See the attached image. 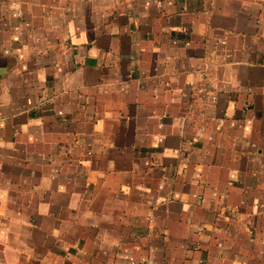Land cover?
Wrapping results in <instances>:
<instances>
[{
	"label": "crops",
	"instance_id": "obj_1",
	"mask_svg": "<svg viewBox=\"0 0 264 264\" xmlns=\"http://www.w3.org/2000/svg\"><path fill=\"white\" fill-rule=\"evenodd\" d=\"M264 264V0H0V264Z\"/></svg>",
	"mask_w": 264,
	"mask_h": 264
},
{
	"label": "built area",
	"instance_id": "obj_2",
	"mask_svg": "<svg viewBox=\"0 0 264 264\" xmlns=\"http://www.w3.org/2000/svg\"><path fill=\"white\" fill-rule=\"evenodd\" d=\"M131 264H134L133 262H131Z\"/></svg>",
	"mask_w": 264,
	"mask_h": 264
}]
</instances>
